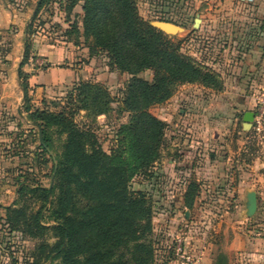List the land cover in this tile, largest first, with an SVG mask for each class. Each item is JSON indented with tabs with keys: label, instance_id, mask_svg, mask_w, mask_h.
<instances>
[{
	"label": "rangeland",
	"instance_id": "374dc122",
	"mask_svg": "<svg viewBox=\"0 0 264 264\" xmlns=\"http://www.w3.org/2000/svg\"><path fill=\"white\" fill-rule=\"evenodd\" d=\"M40 1L0 0V9L5 10V13L0 12V264H31L38 245L47 243L52 246L59 240L53 229H49L42 238H33L25 234L21 226L19 229L13 228L5 219L7 206L24 207L33 213L42 208L43 202L37 195L39 191L34 195L29 192L26 196L18 191L22 187L30 190L40 186L50 190L54 187V161L51 154L56 160L59 159L67 141V134L57 125L46 128L51 152L46 154L41 146L43 133L40 134V129L31 117L34 111L62 112L86 133L90 141L110 155L123 148L125 138L122 130L131 123L134 115L124 103L128 84L133 77L148 82L154 78L152 69L135 76L114 70L110 54L100 47H94L93 38L87 37L84 32L85 0H44L39 5ZM73 1L75 3L71 5ZM134 1L138 15L150 26L152 21L163 20L182 28L169 34L154 27L181 54L193 58L199 64L213 59L220 61L215 58L220 53H216L213 47L229 41L226 36L211 35L209 28L225 26L223 14L229 10V4L224 0ZM20 69L22 77L19 76ZM81 82H90L107 92L109 98L106 104H96L92 98L86 101L87 105L81 102L76 97V87ZM23 83H27L26 91ZM178 86L173 95L177 93ZM184 91L188 93V98L179 107L170 108L169 101L153 103L148 107L150 114L165 123L162 144L158 157L147 167L138 170L128 183L133 193L144 194L147 206L152 211V228L141 234L142 241L152 249V258L147 264H181L174 259L172 252L177 235L185 237L191 251L197 255L201 256L202 249L208 247L211 255L216 254V257L220 253L228 254L231 264H264V194H259L258 209L249 218L245 216L243 198L237 202L234 210H219V203L225 201L222 193L220 196L216 192L212 196L204 193L198 205L201 203L206 209L198 208L196 200L191 208L184 205L186 189L183 186L189 185L188 180H195L191 175L190 179H184L179 173H184L185 167L187 169L181 151L189 148L183 141L185 135L177 131L192 134L188 130L200 123L191 115L194 103L192 94L199 91L198 95L203 97L209 90L188 88ZM181 108L185 109L184 114L178 111ZM206 118L211 119L217 128L212 132L218 137L216 139L219 142L228 140L231 149L224 151L231 154L232 162L251 160L256 151L259 158L263 159L264 143L261 141H264V137L244 132L240 124L233 130H226L224 127L230 123V117L222 113ZM209 151L207 149L206 154ZM224 151L219 153L221 160L225 156ZM191 157L188 159L191 160ZM170 160L173 162L170 163ZM56 196L57 190L43 209L41 221L49 228L57 224L49 216ZM73 196L74 201L86 204L89 193L86 189L80 190L73 186ZM220 220L221 227L217 224ZM205 221L211 223L209 228L203 223ZM249 229L252 234L255 229H259L260 236L256 233L252 236L263 241L259 244L250 243L245 250L240 248L238 236L243 232L249 236V233H245ZM255 252L256 259L247 255ZM118 253L124 254L126 258L130 256L127 248H121ZM51 258L43 264H49ZM203 264H211V261L208 259Z\"/></svg>",
	"mask_w": 264,
	"mask_h": 264
},
{
	"label": "trees",
	"instance_id": "16d2710c",
	"mask_svg": "<svg viewBox=\"0 0 264 264\" xmlns=\"http://www.w3.org/2000/svg\"><path fill=\"white\" fill-rule=\"evenodd\" d=\"M83 12L86 36L93 38L94 47L110 54L114 70L135 76L152 69L154 78L148 82L133 77L128 84L124 103L134 115L122 130L123 148L110 155L62 112L34 111L31 117L43 133L41 146L46 154H51L46 128L57 125L67 134V141L59 159L51 154L54 187L51 190L43 186L31 190L22 187L18 191L23 196L39 191L42 208L33 213L24 207L7 206L5 219L13 228L21 226L33 238L44 237L49 229L56 231L57 243L38 245L31 264H43L51 257L49 264H147L152 249L142 241L141 234L152 228V211L144 194H135L128 186L138 170L158 157L163 140L165 123L147 109L153 103L171 99L179 84L200 83L215 89L221 84L214 73L181 54L161 31L145 22L138 15L134 0H85ZM19 76H23L21 69ZM22 86L26 91L27 83ZM100 88L81 82L76 87V97L86 105L90 98L104 105L109 95ZM73 186L88 191L86 204L74 201ZM56 190L49 216L57 224L49 228L41 221L43 209ZM198 191V183L190 181L183 195L187 208L193 206ZM121 248L129 249L128 258L118 253ZM215 264H228L227 256L218 254Z\"/></svg>",
	"mask_w": 264,
	"mask_h": 264
},
{
	"label": "crops",
	"instance_id": "0c3cea01",
	"mask_svg": "<svg viewBox=\"0 0 264 264\" xmlns=\"http://www.w3.org/2000/svg\"><path fill=\"white\" fill-rule=\"evenodd\" d=\"M224 2L229 4L227 7L229 10L223 14L225 26L209 28V33L226 36L229 42L213 47L216 53H220L219 56H215L220 61L213 59L201 62L203 67L214 73L221 87L215 89L200 83L181 84L178 86L177 93L167 102H171L170 108L179 107L185 103L184 99L188 98L186 96L188 93L184 90L188 88L209 90L203 97L198 95L199 91L192 94L194 103L192 104L191 115L195 117L197 122H200L197 127L188 130L192 134L188 135L177 131V133L185 135L183 141L189 148L181 151L184 154L185 159L183 160L187 169L185 167V172L179 173L184 179H190L189 175H191L198 183L199 191L195 199L198 208H207L201 203L198 205V201L204 193L211 196L215 192L218 196L222 193L225 196V201L219 203V210L226 211L228 209L227 212L234 210L238 205L237 202L243 198L245 216L248 217L246 215L247 194L250 191L256 192L258 206L259 194H264V156L263 159H260L256 151L251 160L244 162L237 160V164L232 162L231 154L224 151V149H228V151L231 149L228 140L219 142L216 139L218 137L212 134L217 129L216 126L213 125L211 119L204 118L213 114H225L230 117V123L224 127L226 130H233L240 124L239 126L244 132H251L255 136L252 125L249 127L246 124L244 115L249 111L254 112L253 105L264 91V0H224ZM235 4L238 5L234 6ZM4 11L0 9V12L5 13ZM178 111L180 114L186 112L182 108ZM261 143L263 144L264 141ZM207 149L210 150L208 154H206ZM220 151L225 152L223 160L219 158ZM190 156H193L191 160L188 159ZM169 162L173 161L170 160ZM238 165L239 167H237ZM186 188L187 186H183L184 190ZM234 202H236L235 205ZM203 223L207 224V228L211 224L206 223V221ZM217 224L221 227L222 220ZM213 227L215 228V225ZM245 233H249V236L245 235L244 232L238 236L240 248L243 247L246 250L250 243L259 244L263 241V239L259 241L261 238L252 236L255 233L260 236L259 229H255L253 234L251 229ZM210 244L213 245V242L211 241ZM200 253L199 264H203L208 259L211 264H215L216 254L211 255L208 247L202 249ZM256 254L257 252L247 255L256 259ZM226 256L229 259V264H231L230 257L228 254Z\"/></svg>",
	"mask_w": 264,
	"mask_h": 264
},
{
	"label": "built area",
	"instance_id": "2783aa9c",
	"mask_svg": "<svg viewBox=\"0 0 264 264\" xmlns=\"http://www.w3.org/2000/svg\"><path fill=\"white\" fill-rule=\"evenodd\" d=\"M253 1V0H244ZM254 120L252 128L258 137L264 135V92L260 94L255 102ZM186 238L177 235L173 241L172 252L174 259L181 264H199L201 256L193 253Z\"/></svg>",
	"mask_w": 264,
	"mask_h": 264
},
{
	"label": "water",
	"instance_id": "95a60500",
	"mask_svg": "<svg viewBox=\"0 0 264 264\" xmlns=\"http://www.w3.org/2000/svg\"><path fill=\"white\" fill-rule=\"evenodd\" d=\"M151 25L157 29L165 33H176L177 31H181L182 28L177 25L176 23L170 21H163V20H155L151 22ZM25 97V92L23 94ZM255 113L253 111L246 112L244 115V120L246 124L251 127L252 122L254 120ZM41 134V131H40ZM51 188V187H50ZM258 209V197L255 191H250L247 194V201H246V215L248 217L253 216ZM188 215V213H187Z\"/></svg>",
	"mask_w": 264,
	"mask_h": 264
}]
</instances>
